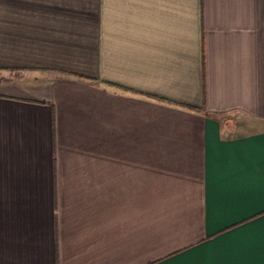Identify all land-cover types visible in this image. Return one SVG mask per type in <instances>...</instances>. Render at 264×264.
I'll return each instance as SVG.
<instances>
[{
    "label": "crops",
    "instance_id": "0c3cea01",
    "mask_svg": "<svg viewBox=\"0 0 264 264\" xmlns=\"http://www.w3.org/2000/svg\"><path fill=\"white\" fill-rule=\"evenodd\" d=\"M0 264H264V0H0Z\"/></svg>",
    "mask_w": 264,
    "mask_h": 264
}]
</instances>
